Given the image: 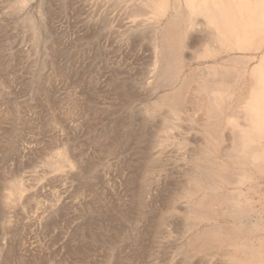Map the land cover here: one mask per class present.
Wrapping results in <instances>:
<instances>
[{"label": "rangeland", "instance_id": "obj_1", "mask_svg": "<svg viewBox=\"0 0 264 264\" xmlns=\"http://www.w3.org/2000/svg\"><path fill=\"white\" fill-rule=\"evenodd\" d=\"M98 1L96 7L80 15L75 0L73 7L57 8L51 16V27L54 38L58 36L60 42L52 44V40L47 43V29L40 20L38 4L42 0H33L18 17L9 14L6 0H0V70L4 67L0 71V197H6L2 193L9 192L7 183L14 182L28 194L24 195V201L12 202L8 211L4 212L0 205L2 216L8 212L0 218V264H5L6 258V264H114L116 259L120 263L123 260L122 264H152L158 260L155 257L186 264L180 262L182 256L178 253L186 238L180 239L181 228L176 221L171 220L172 224L155 234L153 215L139 221L135 217L127 218L124 213L130 208L132 190L139 187L138 182L129 183L127 179L137 171L143 153L135 144L128 145L125 141L113 151L95 142L96 138H104L120 119L130 124L136 113L137 120L156 113L155 95L167 92L162 90L147 98V89L154 81L152 72L139 84L135 83L142 70L152 67L148 65L154 57L153 46L149 47L147 40L127 39L126 29L139 20L150 19L151 11L127 17L126 12L135 0ZM28 14L36 15L43 34L36 47L23 25L15 23ZM49 73H53L52 80L47 78ZM121 84L122 88H118ZM39 85L43 86L37 91ZM122 89L127 94L136 92L139 100L128 102L130 97ZM46 91L52 94L47 95ZM22 116H30L31 120H21ZM69 143L72 145L67 148ZM176 147L179 145L166 146L168 168H173L168 164L172 162L170 159L174 161L181 154ZM63 153L66 162L59 169L52 168L48 162L57 161ZM163 172L156 168L154 178L165 180ZM254 182L256 178L251 184ZM165 184L161 181V185L152 184L147 190L150 204L147 208L155 211L154 217L170 214L163 201L167 193ZM260 184L244 185L241 189L245 202H251L256 210L264 205V183ZM51 204L58 207L53 209ZM10 210L14 211L10 213ZM230 221L220 220V223H236ZM205 225L210 223L203 222L198 229ZM258 232L251 236L257 246L259 241H264V230ZM138 243L148 251L145 256L140 254L144 249L141 245L138 248ZM263 255L264 252L260 254L264 259ZM205 259L198 261L217 264L220 257Z\"/></svg>", "mask_w": 264, "mask_h": 264}, {"label": "bare ground", "instance_id": "obj_2", "mask_svg": "<svg viewBox=\"0 0 264 264\" xmlns=\"http://www.w3.org/2000/svg\"><path fill=\"white\" fill-rule=\"evenodd\" d=\"M6 1L10 7L9 14L18 17L26 12L33 0ZM75 1L79 3L76 8L79 9L76 10L79 15L100 2ZM172 1L135 0L128 8L130 11L126 12L127 17L145 15L148 14L147 11L152 14L150 19L139 20L133 27L126 29V35L127 39L147 40L149 47L153 46L154 57L148 65L152 67H148V71L142 70L139 78L136 76L135 83L139 84L152 72L154 81L147 89V98L167 90L155 95L156 113L142 115L144 118L141 120L136 119V113L133 115L134 122L130 124L120 119L107 131L104 138H96L95 142H99L102 147L106 145L113 151L125 141L128 145L135 144L143 153L141 156L144 159L137 163V171L127 179L129 183L138 182L139 187L132 190L130 208H126L124 213L127 218L135 217L139 221L153 215L151 218H154L156 224L155 234L172 224L173 222L169 223L171 220L176 221L181 228L180 239L186 238L185 243L178 246L177 252L182 256L180 262L200 264V260L217 255L220 257L217 264H264V259L260 256L264 252V241H259L257 246L251 239L254 233H260L258 230H264V205L256 210L251 202H245V196L241 194L244 185L264 183V0ZM73 2L42 0L38 4L40 20L47 29V43L50 40L53 41L52 44L60 42L58 36L54 38L52 34L53 12L57 8L66 10L73 7ZM112 2L116 3L118 0ZM15 23L23 25L35 47L40 44L43 34L35 14H28L21 22ZM58 48L55 49V54ZM54 62L56 63L55 60ZM53 77V73L47 74L49 80ZM42 86L39 85L36 90L42 89ZM117 87L122 88V84ZM122 91L124 95L127 94L125 89ZM46 93L52 94L50 91ZM129 93L128 102L139 100L136 92ZM26 116H22L21 120H31L30 116ZM170 144L179 145L176 150L181 152L174 161L170 159L172 162L168 164L173 168L166 167L169 159L166 158L165 149ZM71 145L69 143L67 148ZM63 155L64 153L57 161L48 164L59 169L66 162ZM156 168L164 171L165 180L154 178ZM254 178L256 182L251 184ZM161 181L163 185H167L163 201L165 210L170 214L154 217L155 211L149 209L146 195L152 184L161 185ZM7 184L9 192L2 193L6 197H0L4 212L10 209L12 202L23 200L26 195L18 182ZM50 206L55 207L54 204ZM0 211L2 212V208ZM4 216L1 214L0 218ZM228 219L236 223H220V220ZM203 222H209L210 226L198 229ZM194 229L197 231L192 234ZM190 233L192 235L188 237ZM139 243L138 248H142ZM146 253L148 251L144 249L140 254L145 256ZM155 258L158 260L152 264H178L173 259ZM6 260L4 261L7 263ZM120 261L121 263L118 259L113 260L114 264H122L123 260Z\"/></svg>", "mask_w": 264, "mask_h": 264}]
</instances>
